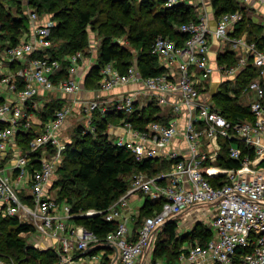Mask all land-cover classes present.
<instances>
[{
	"label": "built area",
	"instance_id": "1",
	"mask_svg": "<svg viewBox=\"0 0 264 264\" xmlns=\"http://www.w3.org/2000/svg\"><path fill=\"white\" fill-rule=\"evenodd\" d=\"M257 1L264 5V0ZM162 2L165 8L184 3L197 10V6L203 5V0H196L195 5L188 0ZM26 15L28 31L23 32L15 45L0 48V98L3 100L0 122L5 123L0 128V218L16 217L33 227L30 234L56 239L63 261L70 259L73 248L85 253L106 247L115 251L121 264H136L165 222L193 207H210L205 215L212 237L203 245L196 243L189 247L179 255L176 264H232L238 251L240 264H264V36L259 46L246 34L232 35L244 17L243 11L220 15L212 28L208 12L202 7L198 21L178 27L187 34L182 44L167 36H157L151 54L164 69L160 74L142 76L136 60L123 73L112 63L100 68L95 88L98 92L129 84L141 86L138 91L117 98L112 110L129 115L154 104L161 110L159 115L165 116V120L150 121L141 128L122 117L117 123L107 124L106 136L113 135L114 143L126 147L136 161L153 159L169 166L153 175L133 174L126 192L107 209H89L76 214L45 191L62 160L66 143L70 142L61 138L58 131L77 109L85 123L84 132L94 134L97 127L93 117L95 114L104 117L109 110L98 99L77 96L85 88L78 76L79 64L86 57L83 52L64 58L68 64L67 78L54 82V76L62 69V61L51 58L46 51L52 48L51 29L56 22L48 15L40 16L35 9L27 10ZM1 28L0 22V34ZM210 37L221 46L216 59L227 51L236 57L233 65L217 61V70L226 77L222 83L227 82L230 96H236L235 79L245 68L251 66L257 71V78L240 92L253 120L230 121L212 97L209 103L201 100L200 93L213 72ZM50 93L73 97L55 110L51 120L42 122L37 112L50 100ZM26 130H32L35 136L23 150L16 136ZM177 139L184 147H173ZM220 140L229 142L226 153ZM37 151L42 154L35 166L31 163V154ZM223 156L237 161L239 167L218 165ZM24 190L27 193L23 195ZM134 192L151 201H160L161 208L145 217L132 236L128 223L135 218H126L122 210L128 208V198ZM100 215L106 221L117 223L105 237L84 226L68 223L74 217ZM0 264H3L1 257ZM152 264L167 263L155 260Z\"/></svg>",
	"mask_w": 264,
	"mask_h": 264
},
{
	"label": "trees",
	"instance_id": "2",
	"mask_svg": "<svg viewBox=\"0 0 264 264\" xmlns=\"http://www.w3.org/2000/svg\"><path fill=\"white\" fill-rule=\"evenodd\" d=\"M11 1L16 3L20 16L11 14L8 2H0V22L2 24L0 48L18 43L23 32H27L29 27L26 14L20 10L21 1ZM83 2H86V5L82 4ZM27 3L34 5V9L39 14V8L43 7L46 10L44 16L48 15L56 22L55 27L51 29L52 48L46 51L51 58L62 61V69L53 78L55 83L59 79L67 78L68 64L64 61L66 56L77 51L88 55L87 27L99 24L97 30L101 33L102 39L98 48L97 63L90 68L83 82L87 89L98 87L99 70L106 63H112L116 70L123 73L136 60L137 68L142 76L160 74L164 69L159 67L157 57L151 54V46L155 38L159 35L167 36L180 45L186 40L187 34L179 31L178 27L189 21H198V15L193 6L181 3L172 8H165L162 0H143L140 2L138 12L132 9L131 0H28ZM210 3L215 16L218 17L224 13L243 11L236 0H210ZM116 4L120 14L108 9ZM127 18L134 21L133 25H130L131 30L127 37L131 49L114 41L116 37L125 34V19ZM263 31V25L243 17L236 24L232 35L241 36L247 33L249 40L261 46ZM133 50L136 51L135 54ZM217 61L233 65L236 57L232 51H227L219 55ZM253 78H257V71L248 66L235 79V97L228 94L227 82L222 83L220 90L212 93L213 102L228 120H253L248 105L239 101L240 92ZM2 102L0 98V103ZM63 104L64 101L61 99L52 102L49 100L37 114L42 122H47L54 117L55 110ZM160 111V108L154 104H148L129 115L118 113L114 109L107 112L104 117L95 114L93 122L97 130L94 134L84 132L81 124L77 126V137L66 143L62 152V160L56 169L58 176L56 181L59 184H55V181L52 187L56 192V201L67 204L72 214L89 209L105 210L126 192L133 174L145 172L153 175L166 170L167 168L153 159L136 161L126 147L117 146L104 133L111 119L126 117L134 126L141 128L150 121H162ZM4 125V122H0V128ZM34 136L35 133L32 130H26L19 131L16 138L22 149L26 150ZM228 147L229 142L225 141L223 143L224 153ZM41 154V151L32 153L31 163L37 166V159L41 157ZM166 164L168 166V163ZM218 165L225 168L239 167L237 161L226 156L219 158ZM160 208V201H151L146 198L142 208L144 218L151 216ZM70 221L75 225L84 226L100 237H105L117 226L116 222L106 221L102 215L92 218L74 217ZM177 226V222L171 219L165 222L162 228L160 227L161 229H157L158 233H156L152 249V262L158 258H165L168 264H176L175 261L181 253L187 252L188 248L196 243L203 245L212 237V231L199 223L185 236L180 237L177 235ZM33 230V227L21 223L16 217L0 218V257L3 264H26L29 260L43 261L44 259L47 260L46 264H54V260L61 261L57 250L34 247L19 237L20 234ZM179 238L181 242L176 246ZM185 242L189 243L187 247L184 245ZM170 246L172 250L168 252ZM91 252L89 254H92ZM239 253L241 252L238 251L237 255ZM237 255L232 264H240Z\"/></svg>",
	"mask_w": 264,
	"mask_h": 264
},
{
	"label": "crops",
	"instance_id": "3",
	"mask_svg": "<svg viewBox=\"0 0 264 264\" xmlns=\"http://www.w3.org/2000/svg\"><path fill=\"white\" fill-rule=\"evenodd\" d=\"M236 1L238 2L239 6H241L243 8L244 17L252 20L253 22H256V23L263 25V27H264V5L259 3L257 0H236ZM188 2H191L195 5L196 0H188ZM202 7H204L208 12L210 27L214 28L216 26V23H217V20L219 17L215 16V14L212 10V7H211L210 0H203V5L197 6V10H196L197 15L199 14V11L201 10ZM244 34H246V36H247V33H244ZM91 48H92V50L97 51V49L99 48V43H96V42L92 43ZM229 49H231V48H229ZM220 50H221V46L218 43V41H216V39H214L213 37H210V66L213 68V72L208 77V79L204 85L205 90L201 91V93H200L201 100L208 102V103L211 100L212 93H215L218 90H220L222 82L224 80H226V77L217 70L216 55ZM88 55H90V54H88ZM88 55H86V57L79 64V69H78L79 75L78 76L81 79V81L82 80L84 81L85 76L88 73V71L90 70V68L97 63L98 55L94 56V57H89ZM158 64H159V62H158ZM139 89H141L140 84H129L126 86H121V87L112 89V90L107 91V92L106 91L98 92L95 89L84 88L81 92H79L77 94V96H78V98H82V99H92V98L98 99L102 104H104V106L107 107V109L109 111H111L112 110L111 106H113V103L116 101L117 98H120L122 95L130 93L132 91H135V90L138 91ZM49 97H50L51 102L54 100H57V99H61L62 101H64V104H65V103H67V101L69 102V100H71V98L73 96L60 94V93H50ZM239 101H241L243 103L246 102L245 98L242 95H240ZM76 110L77 109L74 110V112H73L74 114L77 113ZM120 119L121 118L111 119L112 121H110V122L111 123H117V122H119ZM35 121L37 122L36 119H35ZM39 121H40V119H39ZM65 123H66V121L62 125V127H61L62 129L60 128L61 131L59 129L61 137H62L64 132H67L66 127H68V126H66L67 124H65ZM33 127L35 130H39L37 125H34ZM64 137H65V135H64ZM65 139H67V137H65ZM178 146L184 147L183 142L179 139L176 140L173 147H178ZM10 160H8V161H10ZM7 164H10V162H8ZM45 191L47 193H49L50 196L54 197V194L56 195V192L53 191L50 182L46 186ZM25 193H27L26 190L23 191V195ZM139 194H141V193H139ZM145 200H146V198H144L141 207L138 208L137 210H134L133 208H131L130 204L126 210H122L123 211L122 214H124L126 218H129V217L135 218L134 221H131L128 223L129 235H132V236L135 235L139 224L144 219V218L142 219L141 213H143L142 208L145 204ZM202 210L205 212L200 214V213H198V209L197 210L188 209V210L184 211L182 214H180L179 216L175 217L174 220L177 222V225H178L176 231L182 230L181 233L182 232H184V233L190 232V230L193 228V226H195L193 223L194 221H195V223L196 222L197 223L205 222L206 224L209 225V220L206 217L205 213L209 212L210 207H202ZM196 217H198L199 219ZM68 223L71 226L75 225V224H73L72 221H70ZM161 228H159V229H161ZM156 233H158V232H156ZM29 243L34 244L37 247H40L43 249L44 248H52L55 250H59V248H60L59 243L56 239H51V238H47V237H37L34 239V243H31L30 241H29ZM185 244H187V245H185ZM188 244L189 243L185 242L184 243L185 247H187ZM152 249H153L152 247L149 248V250L151 251L150 253H148L149 250L144 252L141 255V257L138 259L136 264H152ZM71 252L72 253H70L71 254L70 259L68 260V262L71 264H93V263H97V262L98 263L99 262L105 263V264H121L119 258L117 257V254L111 248L97 247V248L90 250V251H87L85 253L78 252L77 250H75V248H73L71 250ZM90 252L92 254H89ZM77 253H79V255H77ZM158 259L168 264L167 259H165V258H162V259L158 258ZM158 259H156V260H158ZM175 262H177V260Z\"/></svg>",
	"mask_w": 264,
	"mask_h": 264
},
{
	"label": "rangeland",
	"instance_id": "4",
	"mask_svg": "<svg viewBox=\"0 0 264 264\" xmlns=\"http://www.w3.org/2000/svg\"><path fill=\"white\" fill-rule=\"evenodd\" d=\"M19 1H21V6H22L20 10H21V12L23 11L24 14H27V10H31V9H34L35 8L34 5H30V4L27 3L28 0H19ZM142 1L143 0H131V2L133 4L132 9L138 12V9H139L138 7L140 5V2H142ZM0 2H3V3H7L8 2L11 14L12 15H15V16H20L19 13H18V11H17V9H16V3L15 2H12L11 0H0ZM82 4H85L86 5V2H83ZM82 8L84 10L86 9L84 7H82ZM39 9H40V11H39L40 14L39 15L43 17L44 14H45V12H46V10L43 7H40ZM108 9H112V10H114V11H116V12H118L120 14V10H119V7H118L117 4L114 7H109ZM194 10L196 12V7H194ZM26 19H27V15H26ZM26 22H28V21H26ZM125 23H126V26H125V31L126 32H125V34L122 35V36H120V37H116L114 39V41L120 43L125 48L128 47V49H131V46H130L128 40H127V37L130 34V30H131V26L130 25H133L134 21L132 19H130V18H127V19H125ZM98 25L99 24H95V25L92 24V25H90V26L87 27L86 36L88 37V41H89V43H88L89 45L87 47V50L89 49V51H90V53H88V54H90V55H88L89 57H94V56H97L98 55V53H97L98 52V49H97V51H94L91 48V44L92 43L96 42V43H99L100 44L101 39H102L101 33H99V31L97 30V26ZM132 52L134 54L136 53V51H134V50ZM161 117H163V119L165 118V116H161ZM65 124H67L66 126H68V127H66L67 128L66 129L67 132H64L61 138H64L65 139V137H67V139H65V140H68V141L69 140H74L77 137V134H76V128H77V126H79L80 124L81 125H85V123H83V120L81 119V114H79L78 112L76 114L73 113L72 115H70L67 118ZM61 129H60V131H61ZM64 135H65V137H64ZM60 136H61V134H60ZM109 138L112 140V142H115V137L113 135L110 134L109 135ZM220 141L222 143H224L223 140H220ZM160 165L163 166V167H165V168H168V166H169V165L167 166L166 162H161ZM56 174H57V172H55L54 177L51 179L52 180L51 181V187H53L56 179L58 178V176ZM55 184H59V182L56 181ZM53 191H55V190L53 189ZM54 197H55V194H54ZM144 198H145V195H141L138 192H134L128 198L130 207L133 208L134 210H137L138 208L141 207ZM191 209H194V210H197L198 209V213H200V214H202V213L205 212V211L202 210V207H193ZM141 217H142V219L144 218L143 213H141ZM196 218H198V217H196ZM70 220L71 219H69L68 222H70ZM193 223H194V225L197 224V222L195 223V221ZM199 224H201V226H205V227L208 228V224H206L205 222H199ZM181 231L182 230L177 231V235H179L180 237L185 236L186 233H184V232L181 233ZM37 236H38L37 233H32V234H30V233H24V234H20L19 235V237L21 239H23L26 243H29V241H32L34 243V239L37 238ZM1 237H2V235H1ZM176 242H177L176 246H178L179 245V242H181L180 238ZM154 244H155V242H153L150 247L153 248ZM185 245H187V244H185ZM38 248H40V247H38ZM149 248H148V250H149ZM41 249H43V248H41ZM171 250H172V246H170L168 248V252H170ZM150 252L151 251L149 250L148 253H150ZM46 261H47L46 259H44L43 261L42 260H40V261L29 260L26 264H46L47 263ZM158 261H159V259H158ZM54 264H71V263H69L68 261L66 262V260L65 261L61 260V261H58V262L54 260Z\"/></svg>",
	"mask_w": 264,
	"mask_h": 264
},
{
	"label": "bare ground",
	"instance_id": "5",
	"mask_svg": "<svg viewBox=\"0 0 264 264\" xmlns=\"http://www.w3.org/2000/svg\"><path fill=\"white\" fill-rule=\"evenodd\" d=\"M109 112V111H108Z\"/></svg>",
	"mask_w": 264,
	"mask_h": 264
}]
</instances>
